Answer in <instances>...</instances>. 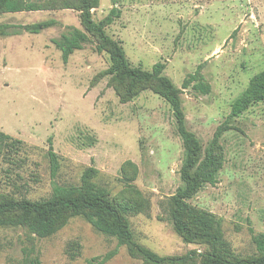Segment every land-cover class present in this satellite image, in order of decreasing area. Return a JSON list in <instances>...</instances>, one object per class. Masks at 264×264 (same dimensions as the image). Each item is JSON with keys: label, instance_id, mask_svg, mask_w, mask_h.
<instances>
[{"label": "rangeland", "instance_id": "obj_1", "mask_svg": "<svg viewBox=\"0 0 264 264\" xmlns=\"http://www.w3.org/2000/svg\"><path fill=\"white\" fill-rule=\"evenodd\" d=\"M112 7L105 27L131 67L162 75L180 91L186 129L201 157L219 126L221 168L184 198L218 228L228 258H252L264 244V101L230 116L231 104L264 68V0H99L95 23ZM46 23L38 32L37 24ZM0 203L48 200L61 186L100 190L125 218L132 240L162 257L203 264L208 242H188L172 222V197L185 188L186 151L168 102L146 88L122 101L111 83L109 54L85 30L77 9L0 13ZM72 28L85 34L63 62L60 40ZM203 94L183 81L195 73ZM51 151L58 168L52 173ZM92 169L89 176L84 175ZM148 264L83 213L69 215L40 236L12 215L0 221V264Z\"/></svg>", "mask_w": 264, "mask_h": 264}, {"label": "trees", "instance_id": "obj_2", "mask_svg": "<svg viewBox=\"0 0 264 264\" xmlns=\"http://www.w3.org/2000/svg\"><path fill=\"white\" fill-rule=\"evenodd\" d=\"M99 0H0V13H14L23 11H37L44 9L69 8L80 11V21L87 32L97 39V50L109 54L110 67L107 73L111 75V83L122 101L136 96L139 91L149 88L169 103L175 118L176 130L184 145L186 156L180 169V176L185 188L172 197V222L176 231L188 242H208L210 252L201 254L203 264H264V244L257 242L259 254L252 258H228L227 245L222 240L218 228H214L212 220L203 212L192 211L183 199L191 196L204 184L214 183L215 176L221 168V156L217 153V140L225 125L219 126L204 156L201 157V147L196 136L188 131L181 106L180 91L170 79L162 75L164 65L155 63L151 71L131 67L125 57L119 41L110 38L105 33V27L120 16V11L112 7L109 13L95 23L91 17V9L96 7ZM46 23L37 24L32 32L44 28ZM4 34V26L0 25V35ZM85 34L79 29L72 28L69 34H63L60 40H53L55 46L61 50L63 62L73 50L80 49L85 40ZM187 77L182 87L193 83V88L203 94L211 92L210 85L201 76ZM264 101V68L253 76L243 93L231 104L230 116L243 113L252 104ZM8 135L0 133V141L9 139ZM50 160L52 173L58 168L56 155L51 151ZM92 169H87L85 177ZM85 214L93 226L109 235L115 236L121 243L126 244L131 255L140 257L148 264H186L194 259V252L185 256L162 257L136 244L132 240L125 218L117 207L100 190L92 189L83 184L78 189H66L56 186L53 196L44 201L32 202L8 201L0 203V221L4 215H12L17 221L30 231L46 236L54 233L66 221L69 215ZM36 264V263H33ZM87 264H101L89 261Z\"/></svg>", "mask_w": 264, "mask_h": 264}]
</instances>
